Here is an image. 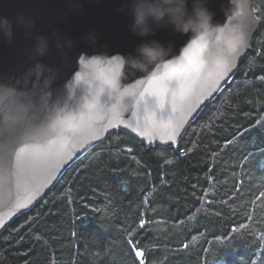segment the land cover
<instances>
[{"label": "trees", "instance_id": "1", "mask_svg": "<svg viewBox=\"0 0 264 264\" xmlns=\"http://www.w3.org/2000/svg\"><path fill=\"white\" fill-rule=\"evenodd\" d=\"M177 148L116 131L0 235V264H264V0ZM139 253V255H138Z\"/></svg>", "mask_w": 264, "mask_h": 264}, {"label": "water", "instance_id": "2", "mask_svg": "<svg viewBox=\"0 0 264 264\" xmlns=\"http://www.w3.org/2000/svg\"><path fill=\"white\" fill-rule=\"evenodd\" d=\"M130 6L131 0H0V19L12 32L9 41L0 30V235L116 131L147 146L177 148L252 52L262 23L255 0H207L214 22L226 26L224 39L199 41L202 50L189 62L180 56L189 36L170 27L135 35ZM233 25L247 36L236 54L225 47ZM40 37L48 45L43 55ZM152 40L179 59L123 79L117 59H80L135 55Z\"/></svg>", "mask_w": 264, "mask_h": 264}, {"label": "clouds", "instance_id": "3", "mask_svg": "<svg viewBox=\"0 0 264 264\" xmlns=\"http://www.w3.org/2000/svg\"><path fill=\"white\" fill-rule=\"evenodd\" d=\"M131 0L130 13L132 22L130 30L137 36L147 37L157 29L171 28L174 32L189 36L188 41L181 47L180 56L193 45L208 38L223 40L225 25L214 22L215 14L207 7V0ZM229 40L225 47L233 54L239 53L247 43L246 33L233 25ZM0 30L9 41L12 38L11 25L7 18L0 19ZM37 52L43 55L47 50V42L43 37L38 38ZM171 48L157 40L143 42L137 46L135 55L124 56H92L81 55L80 59L104 58L117 59L120 66V78L123 79L129 72L148 73L156 66H163L170 60L179 59L170 57Z\"/></svg>", "mask_w": 264, "mask_h": 264}, {"label": "snow or ice", "instance_id": "4", "mask_svg": "<svg viewBox=\"0 0 264 264\" xmlns=\"http://www.w3.org/2000/svg\"><path fill=\"white\" fill-rule=\"evenodd\" d=\"M197 50H202V45H200L199 42H194L193 45L190 46V48L185 51L184 58L188 60L189 62H191ZM165 68L168 69L169 71H176L175 68H170L169 65H165Z\"/></svg>", "mask_w": 264, "mask_h": 264}]
</instances>
